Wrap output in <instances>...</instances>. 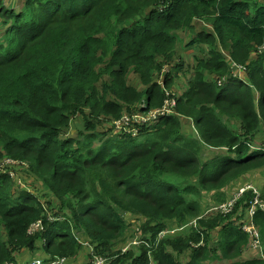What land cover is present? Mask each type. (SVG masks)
<instances>
[{
  "label": "trees",
  "instance_id": "1",
  "mask_svg": "<svg viewBox=\"0 0 264 264\" xmlns=\"http://www.w3.org/2000/svg\"><path fill=\"white\" fill-rule=\"evenodd\" d=\"M12 1L0 0V164L36 184L0 167V264H264L259 205L261 250L244 230L257 198L247 187L264 202L252 178L264 171V0ZM196 19L207 25L186 49L202 56L176 115L115 133L163 107L184 67L177 33ZM240 190L232 212L215 209Z\"/></svg>",
  "mask_w": 264,
  "mask_h": 264
},
{
  "label": "rangeland",
  "instance_id": "2",
  "mask_svg": "<svg viewBox=\"0 0 264 264\" xmlns=\"http://www.w3.org/2000/svg\"><path fill=\"white\" fill-rule=\"evenodd\" d=\"M2 1H3V3L6 4V6L14 7L15 9H19V6L21 4L19 1L18 2H15V1H12V0H2ZM206 25L207 24H205V22H203L202 20L196 19V21L194 22L195 33H192L191 31H187V32L179 31L177 33L179 38H180V40L177 42L176 50H177V53H178L179 57H182L184 59V67L180 71L171 72V75L173 77V83L171 84V86H169V88L164 87L166 89L167 93L169 94L170 98H178L179 96L184 94V91H187V89H189V86H188L189 80L194 75V67H195V63H196V57L195 56L201 57L202 56V54H201L202 50L197 48V47L186 49V43L190 39H192V37H194L196 35V33L200 32L203 28H206ZM204 49H205V51H207V46H204ZM226 58H227L228 63L231 64V62L228 59L227 55H226ZM167 73H169L167 68L162 70L161 72L156 73V75L154 73V76H155L154 77V81L157 82L159 85H161L164 82L163 79H165V75ZM235 74L239 75L238 70H236ZM214 79H217V77L214 76ZM220 81L221 82H219V85L223 86L227 82V78H223V77L221 78L220 77ZM128 82H129L130 85H132V86H134L136 88L142 89V91H144L146 89V87L141 84L140 79L134 73H130L129 74ZM184 122L186 123L185 120H184ZM110 127L115 131V133H118L119 131H121V130L117 129L116 122L114 124H112ZM81 129H82V126H81L80 121L76 120L73 123L72 127H71L70 134L71 135H75L78 132V130H81ZM221 152L222 151H219V150L215 151V153H217L218 155ZM3 164H7V161H4L0 165H3ZM14 164H16V167L14 169V172L16 174L13 171H11L10 175L14 179L17 178V182L21 184V187L25 186V189H28L31 192H35L34 189L32 188V186L35 185L36 182L30 176H28V173H26L24 168H23L24 166H19L20 164H18L16 162H13L10 165H14ZM3 171H5V166H4V170ZM16 175H17V177H16ZM252 178L253 179L256 178L255 181L258 182V183H261L264 186V171L260 172V178L258 177V174H256ZM247 189H254V193H256L258 198H259V199H257L258 205L264 203L262 200H260V193H261L260 190H257L255 188H253L251 185L248 186ZM244 191L245 190H240L239 194L241 195L242 194L241 192H244ZM214 198H215V196H213V195L210 196L209 193H206V195H204L203 208H205V206H207L208 200L214 199ZM238 198H237V200H238ZM234 199H232V200H234ZM232 200H230V201H232ZM237 200H236V202H237ZM230 201H228L226 203H229ZM250 211L251 210H249V214H250ZM247 217H248V220H247L246 224L249 227V226L252 225V223L250 221L251 216L247 215ZM195 223L196 222H191L189 225L191 226V225H194ZM249 228H250V230H252L251 227H249ZM252 231L255 232V233H258V231H254V230H252ZM136 238H138V237H136ZM259 240H260V238H259ZM253 242H254V240H252V244H253ZM136 243H139L137 241V239H133V245H136ZM260 243H261V241H260ZM130 244H132V243H130ZM130 244L128 246H126L124 244L123 248H122V252H125L126 249L130 247ZM254 250H256V249H254ZM252 254L253 253L249 249L248 250L246 249L244 258H246V259L250 258V256ZM207 264H222V263H218V262L209 263L208 262Z\"/></svg>",
  "mask_w": 264,
  "mask_h": 264
},
{
  "label": "built area",
  "instance_id": "3",
  "mask_svg": "<svg viewBox=\"0 0 264 264\" xmlns=\"http://www.w3.org/2000/svg\"><path fill=\"white\" fill-rule=\"evenodd\" d=\"M235 66V65H234ZM241 69V68H240ZM177 105V100L176 98H170L169 94L166 91V99L164 101V105L161 109H157V110H152L149 111L145 114H134L131 118H126L124 120V122H116V126L118 130H121V128L124 127H128L127 124L129 121H132L133 124H136V126L133 128V130H128V132L132 133L133 136H137L138 135V127L141 125H150L153 124L155 122H157L158 120H161L162 118H166L169 116H173L176 115L175 114V108ZM115 123V122H114ZM13 162L8 160L7 164H3L0 167H4L6 165L12 164ZM243 193V192H241ZM240 196V194L237 196V198ZM237 198H235L234 200L230 201L229 203H224L218 207H216V210H219L220 212H222L223 214H228L230 212H232V210L234 209L235 203ZM258 196L255 200V203L253 204V208H251L250 210V216L252 217L255 212H256V205H258V201H257ZM259 206L264 210V203L259 204ZM255 207V208H254ZM215 210V211H216ZM251 227L252 230L257 231L253 225L249 226ZM248 226L244 228V230L248 233L251 234L252 236V240H254L253 244L251 243V248L256 249L257 250H261V243L259 240V234L253 232L252 230H250ZM39 228V227H37ZM172 233H174L172 231ZM165 233L162 234V236H164ZM139 243H136V245ZM253 249V250H254ZM105 259H100L97 258L95 261V264H105ZM10 264H15V263H10ZM32 264H67V260L65 259H60V260H56V261H51V262H46L44 260H40V261H35Z\"/></svg>",
  "mask_w": 264,
  "mask_h": 264
},
{
  "label": "crops",
  "instance_id": "4",
  "mask_svg": "<svg viewBox=\"0 0 264 264\" xmlns=\"http://www.w3.org/2000/svg\"><path fill=\"white\" fill-rule=\"evenodd\" d=\"M258 174V177L260 178V172L259 173H257ZM256 175V174H255ZM256 179V178H255ZM262 187H263V185H262ZM38 261H40V260H38ZM47 262V261H46Z\"/></svg>",
  "mask_w": 264,
  "mask_h": 264
},
{
  "label": "bare ground",
  "instance_id": "5",
  "mask_svg": "<svg viewBox=\"0 0 264 264\" xmlns=\"http://www.w3.org/2000/svg\"><path fill=\"white\" fill-rule=\"evenodd\" d=\"M168 118V117H167Z\"/></svg>",
  "mask_w": 264,
  "mask_h": 264
}]
</instances>
